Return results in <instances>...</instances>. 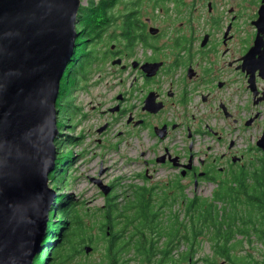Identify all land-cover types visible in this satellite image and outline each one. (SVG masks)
Here are the masks:
<instances>
[{"label":"flooded vegetation","instance_id":"obj_1","mask_svg":"<svg viewBox=\"0 0 264 264\" xmlns=\"http://www.w3.org/2000/svg\"><path fill=\"white\" fill-rule=\"evenodd\" d=\"M141 3L128 5L132 12L128 18L135 25L128 31L124 19L112 44L104 33H78L76 51L81 56L68 66L71 71L81 68L72 75L65 72L61 115L71 110L72 98L89 100L91 111L97 108L93 97L109 104L102 113L122 120L121 128L106 122L98 129L110 137V148L138 152L148 182L154 172L174 169L183 187H192L193 198L200 196L197 190L204 183L226 190L229 184H238L241 174L257 172V178L264 179V152L258 147L264 134V19L260 20L264 0H169L173 14H182L185 8L187 32L176 30L162 45L155 17L141 20ZM153 5L156 13L165 11L161 1ZM151 29L159 31L153 34ZM146 63L162 65L151 77ZM226 136L231 138L225 140ZM241 136L248 137L247 152L262 155L260 162L250 163L260 169L242 166L245 155L238 154L237 139ZM152 243L155 246L156 241ZM154 249L146 250L152 254L144 252L145 263L181 264L187 259L173 258L169 246L154 263Z\"/></svg>","mask_w":264,"mask_h":264},{"label":"water","instance_id":"obj_2","mask_svg":"<svg viewBox=\"0 0 264 264\" xmlns=\"http://www.w3.org/2000/svg\"><path fill=\"white\" fill-rule=\"evenodd\" d=\"M81 4L0 0V264H34L49 236L56 197L49 176L61 134L57 103L76 53ZM161 65L146 63L144 69L152 77ZM258 147L264 152V134ZM95 182L107 196L111 188ZM84 250L90 254L93 247Z\"/></svg>","mask_w":264,"mask_h":264},{"label":"rangeland","instance_id":"obj_3","mask_svg":"<svg viewBox=\"0 0 264 264\" xmlns=\"http://www.w3.org/2000/svg\"><path fill=\"white\" fill-rule=\"evenodd\" d=\"M153 1L155 0H142L140 4L142 11L141 20H145L147 17H155L154 25L162 29L161 45L165 44L176 30H179L181 33L187 32V23L184 19L185 8L181 9L182 14H173V11L170 10V4L167 3L169 0H159L161 1L160 6L164 7L165 11L156 13ZM97 2L99 0H81L82 4L80 8H89L92 3L96 4ZM135 2L141 1L118 0L117 4L110 10L112 19L104 31V38L107 39L109 44H112V42H115L114 39L118 38L122 31L120 26L123 25L124 19L126 21L128 15L132 13L131 11H127L128 4L132 5ZM80 15L81 13L79 12L77 26L80 24ZM171 30L173 33H171ZM166 52L168 53V51ZM106 69L110 72V75L114 73L108 66H106ZM110 80L115 84L111 76ZM91 100L93 105L97 106L94 111L90 109L89 100L77 101L75 98L70 100L71 110L69 112L61 115V112L58 110L57 120L61 134L56 139L57 142L55 141L57 151L56 163L59 153L63 154L66 158L64 167L61 169L62 173L57 176V182L50 180L49 186L56 190V196H59V199L64 197L71 204H80L77 214L83 220L84 225L90 228L86 232H82V234H77L71 238L65 254V260L68 258L72 260L66 264H106L104 253L109 243L104 239L102 233V225L105 223L102 210L105 202L108 201V198H111L118 199L116 203H119L120 206L126 205L134 198L137 189L140 187H146L149 190L154 188L155 197L153 205L164 204L165 207L162 209L159 217L162 221L159 220V223H165L159 226V230L165 232L159 238H157L158 235H152L149 230H145L142 234H137L134 233L137 224H133L127 232L129 246L121 254V262L123 264H147L145 261L148 259V256H143V253L146 250L150 251L148 248H150L154 240L156 244L154 246L155 255L152 257V262L155 263L163 257L161 251L170 246V236H173V233L176 234L174 244L179 247L174 249L171 256L175 259H179L182 256L187 258L181 264H264V241L252 228L249 229L247 235L237 234L234 237L230 245L231 252L229 257L216 252L220 242L216 241L215 230L213 229L207 228L204 234L194 241L192 239V230H188L189 228L192 229L191 219L188 218V213L185 211L186 205L193 199L194 192L192 187L185 184L182 194L172 192L168 187V183L177 182L179 178H176L178 176L177 171L168 168L154 172L152 181L148 182L145 180L142 175L144 163L138 152L127 150L123 146L111 149L109 146L110 137L98 133L99 127L106 122H110L116 129L121 128V117L102 113L103 111H107L109 104L105 105L104 101L100 104L101 101L97 97H93ZM229 138L231 137L226 136L225 140ZM246 138L248 137L241 136L237 138L240 141L238 154L245 155L242 166L249 168L251 171L260 169L261 166H253L250 163L257 162V160L260 162L262 155L256 151H246L247 147L244 141ZM179 147L181 148L182 145H179ZM158 149L155 148V151H158ZM180 151L182 150L179 149L178 152ZM239 168L237 167L236 170ZM101 172L102 174L100 175ZM96 180H101L103 185L111 188L107 196L104 195L102 189L95 182ZM58 182L63 184L60 185ZM183 182H187V180ZM248 184L252 186L254 183L253 181H249ZM252 189L250 188L248 191L251 193ZM57 190L59 194H57ZM214 190H216L215 184L204 183L197 190V194L200 195L199 198L210 201L212 200L211 193ZM218 206L225 207L221 203H218ZM240 208L239 212L243 213L245 206H241ZM178 214L180 215L179 223L175 225L177 229L170 230V216L177 217ZM54 222L58 225V218L52 223ZM239 225H241V222H238ZM121 227L122 225H119V228ZM235 232L241 231L235 230ZM47 235H50V232ZM56 235H58V231L55 232L54 236ZM136 235L138 236L135 237ZM89 236L94 238V244L86 241ZM144 241L146 245L141 254L138 251V247L142 248L143 245L139 242L144 243ZM49 245L54 244L49 243ZM86 245L93 247V251L90 254H86L84 250ZM190 259H192V262H190Z\"/></svg>","mask_w":264,"mask_h":264},{"label":"trees","instance_id":"obj_4","mask_svg":"<svg viewBox=\"0 0 264 264\" xmlns=\"http://www.w3.org/2000/svg\"><path fill=\"white\" fill-rule=\"evenodd\" d=\"M117 1L99 0L96 4L92 3L89 8H80L81 20L77 26V31L81 33H104L105 28L112 19L110 10L117 4ZM134 25L131 18L125 21V29L128 31H131ZM75 52L74 57L79 58L81 54L76 49ZM69 66H67L66 70L71 71ZM80 68L81 66H77L75 70L71 71V75L76 70L80 71ZM59 107L60 101L58 100L57 110H59ZM58 127L60 128V126ZM65 158L63 154H58L56 168L50 174V180L57 182V176L62 173L61 169L64 167ZM257 174V172L252 176L241 174L237 178V185L231 183L226 190H214L212 200L210 201L199 198V196L191 199L186 205L185 211L188 213V218L191 219L192 239L194 241L202 236L207 228L213 229L215 230L216 241L220 242L216 252H220L221 255L223 254L228 257L230 256V245L234 237L237 234L247 235L250 228L257 232L262 241H264V179L260 176L257 178ZM249 181H253L254 184L250 186L248 184ZM168 187L172 192L181 194L183 189H185L180 181L170 182L168 183ZM250 188H253L251 193L248 191ZM57 194H59L58 190ZM154 197V188L149 190L146 187H140L137 189L134 198L126 205L120 206L119 203H116L118 199L108 198V201L105 202L102 210L105 217L102 233L104 239L109 243L104 253L106 264H123L121 262V254L129 246L127 232L133 224H137L134 233L142 234L145 230H149L152 235H158L157 238L164 235L165 231L159 230V226H162L165 222L159 223V220L162 221L159 217L165 206L164 204L153 205ZM218 203L224 204L225 207H219ZM79 206V203L71 204L64 197L62 199H59V196L57 197L53 204V210L50 213L49 228L46 232H50V235L43 243L44 250L36 257L34 264H66L72 260L70 258L65 260V254L71 238L90 229L84 225L83 220L77 214ZM241 206H245L243 213L239 212ZM179 217V214L177 217L170 216V230L174 229L175 225L179 223ZM56 218L59 221L58 225L55 222L52 223ZM238 222H241V225L238 226ZM119 225H122V227L119 228ZM235 230H240L241 232H235ZM53 231L54 233L51 234ZM56 231H58V235L54 236ZM170 237L171 251L179 246L174 244L176 234L173 233V236ZM83 240L85 239L83 238ZM86 241L91 244L95 243L92 236H89ZM49 243L54 245L48 246ZM139 243L143 245L142 248L138 247V251L142 254L146 242ZM150 249H154V243H151ZM152 253L146 252V254Z\"/></svg>","mask_w":264,"mask_h":264}]
</instances>
